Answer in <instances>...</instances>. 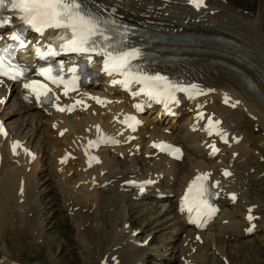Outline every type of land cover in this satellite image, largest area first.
<instances>
[{
  "label": "bare ground",
  "instance_id": "6f19581e",
  "mask_svg": "<svg viewBox=\"0 0 264 264\" xmlns=\"http://www.w3.org/2000/svg\"><path fill=\"white\" fill-rule=\"evenodd\" d=\"M189 4L188 0H89L90 7L104 10L105 15L120 21L119 26L130 33L136 31L145 35L169 37L184 34L222 37L233 41L250 54L249 58H245L226 48L189 44L161 45L153 42L151 36L124 38L123 46L140 51L139 63L142 67L162 71L170 82L180 86L193 83L198 90L209 89L204 96L176 92L179 103L170 104L176 111V117L165 113L160 116L162 109L159 107L148 108L143 115L136 112L135 105L142 102L144 95H133L134 92L128 94L123 91L120 83L114 87L107 85L111 76L108 72H101L98 56L90 64L96 71L90 86L77 92L69 91L67 97L59 95V90L54 89L60 98L58 103L64 105V108H74L71 115L57 111L53 104L40 107L29 89L24 88L26 80L11 85L0 78V89L4 87V95L14 86L16 100L20 105L37 113L49 114L46 119L56 135L48 137L49 142H59V133L63 138V147L52 148L49 153L48 165L53 169L51 175L56 184L54 191L59 190L65 195L66 206L77 214L79 212L75 208L87 204L82 202L84 199L90 203L88 208L94 205L98 212L105 213L102 218L108 230L103 234L100 245L105 241L106 244L98 249L95 264L145 263V244L138 243L133 237V230L116 226L119 223V210L114 209V203L118 198L124 197L123 192L131 191L128 192L131 201L152 194L156 200L160 199L158 195L161 194L165 195L166 200L175 197L165 213L168 219L165 229L173 232L175 239L172 240V236L168 237L162 232L154 240L158 238L160 244L173 247L172 253L177 254L180 264H208L206 230L210 229L212 223L209 225L210 220L206 223L203 219H193L189 224L186 223L189 213L183 207L182 194L190 183L204 173L209 174L206 180L208 185L211 186L212 181L217 180L219 188L213 198L216 209L217 200L220 202L221 199L225 205L241 200L240 191L244 180L239 177L235 168L243 161V152L247 148L244 147L243 136L235 133L230 120L242 114L264 130V0H204V6L199 9ZM116 39L119 41L122 38L117 36ZM152 53L157 55L152 56ZM170 56H175V59L171 60ZM20 96H28L30 101H22ZM73 96L82 99L81 103H73ZM201 109L203 119L198 115ZM152 112L155 116L151 118L149 114ZM128 114L141 121L136 125L135 131L123 123ZM0 117L4 119L5 114L2 113ZM161 117L166 119H159ZM209 119L219 121L216 128L226 134L227 142H223L224 139L215 130L209 134L206 123ZM161 122L166 126L161 128ZM41 133H38L39 138ZM14 137L18 135L11 131L5 139L0 134V210L2 213L6 211L11 202L18 208V212L26 214L20 219L16 233V237L22 239L38 232L36 220L28 214L35 207L33 176L38 168V160L31 158L29 150L21 145L14 153ZM102 138H111L118 143L116 146L112 142L89 146V141H99ZM22 139L18 137L17 141ZM161 142L179 148L180 152L176 155L181 152L192 155L189 157L192 158L189 165L183 169V155L181 160L173 159L168 151L152 146ZM213 144L219 149L215 154L211 150ZM67 153L69 157H66ZM118 154H122L123 158H119ZM93 157L96 159H92ZM138 158L143 169L141 173H133ZM123 167L133 170L132 173L126 175ZM222 170L231 174H221ZM108 173L114 174L115 180L107 176ZM139 180L143 181L136 186ZM105 181L106 189L114 195L111 199L106 196L99 199L96 194L99 184ZM146 181L151 183H145ZM120 186L126 188L122 191ZM231 193L235 195V200L230 196ZM251 203L248 200L240 202L239 213L242 217L247 212L253 215V211H249ZM80 216L87 218V211H82ZM218 216L216 219L219 218L221 227L213 233L212 240L215 244L222 243L223 240L218 235L221 232L246 237L264 222L261 216H252L251 221L246 217L240 223L234 222L229 213ZM249 227H253L251 232L247 231ZM215 247L222 252L221 246ZM155 256L160 260L165 259V254L161 252L155 253ZM173 260L169 259L167 263L173 264ZM244 260L242 258L238 263L246 264ZM225 262L238 264L237 260L229 258L226 253Z\"/></svg>",
  "mask_w": 264,
  "mask_h": 264
},
{
  "label": "rangeland",
  "instance_id": "374dc122",
  "mask_svg": "<svg viewBox=\"0 0 264 264\" xmlns=\"http://www.w3.org/2000/svg\"><path fill=\"white\" fill-rule=\"evenodd\" d=\"M13 87L9 88L5 95L4 87L0 89V116L2 113L5 114L4 119L0 118L9 133L11 131L14 135L17 134L19 138H23L19 145L26 147L30 157L38 160V168L35 176H33L35 180L33 188L35 207L31 212H28L36 220L38 232L28 234L22 239L17 238L16 233L20 219L26 214L18 212V208L13 206L11 202L8 205L9 209L7 208L3 213L0 210V264H95L94 259L98 249L106 244L105 241L100 245L103 241V234L108 230L106 222L102 218L105 213L98 212L94 205L88 208L90 203L84 199L82 202L87 204L84 207L77 206L75 208L79 212L77 214L69 206H66L65 195L59 190L54 191L56 184L51 175L53 169L48 165L49 153L52 148L63 147V138L60 137L59 133L57 134L59 142L48 141V137L56 136L51 125H49V120L46 119L49 118V114L37 113L20 105L16 100ZM20 99L23 101V96H20ZM69 114L71 115L73 112ZM154 116L155 113H152L149 117ZM230 121L233 123L232 127L235 133L243 136L244 147L247 148V151L244 150L243 152V161L235 168L239 177L244 180L240 191L242 197L241 200H238L239 202L235 203V201L231 205H225L221 199L220 202L217 200L216 214L208 223L209 225L212 223V225L210 229L206 230L207 260L208 264H227L225 262L226 253L229 258L237 260V263L244 258L246 264H264V222L260 228L246 237L221 232L218 234L223 240L221 244H215L212 240L213 233L219 231L221 227L219 218L216 219L218 214L221 216L224 213H229L236 223H240L246 217L251 216L248 212L245 217L241 216L239 213L241 201H251L249 211H253L251 212L253 213L252 216L264 218V130L256 122L246 119L242 114L236 115ZM163 126L166 125L161 122L160 127ZM39 132H42L41 138H39ZM18 137H14L12 142L18 140ZM113 145L116 146V144ZM191 156L186 155V153L183 154V169L189 165L192 159L189 157ZM118 157L122 159L123 155L118 154ZM136 165L133 173H141L143 164L140 158L136 160ZM123 169L126 175L133 171L127 167H123ZM107 176L115 180L114 174L108 173ZM106 187V181L99 184L96 190L99 199H102L103 196L108 197V199L114 197L113 193H110ZM125 188V186H120L119 189L123 191ZM128 192H123L124 197L118 198L114 203V209L119 210L117 217L119 223L116 226H124L131 231L133 230V237L137 239L138 243L143 242L145 244L147 253L144 257V264H168L167 261L173 260V258H175L172 261L173 264H180L177 261V254L172 253L173 247L160 244L158 238L154 240L162 232L168 237L172 236V240L175 239L173 232L170 233L169 229H165L168 221L165 213L169 209L170 202H174L175 197L166 200L164 196L156 200L155 195L152 194L143 199L131 201ZM84 210L88 213L87 218L80 216ZM180 238L182 237L180 236ZM215 245L221 246L222 252L217 251ZM157 252L164 253L165 259L156 258L155 253Z\"/></svg>",
  "mask_w": 264,
  "mask_h": 264
},
{
  "label": "snow or ice",
  "instance_id": "6c2138e0",
  "mask_svg": "<svg viewBox=\"0 0 264 264\" xmlns=\"http://www.w3.org/2000/svg\"><path fill=\"white\" fill-rule=\"evenodd\" d=\"M195 8L199 9L204 6V0H188ZM9 11L12 16H5L3 13ZM13 19H18L22 26L28 30L39 34L41 38H47L50 42L46 46V50L41 51L38 47L36 53L41 58L56 56L60 53H75L80 55L87 54V61L91 62L93 54L103 57L104 70L109 75L118 74L123 77V80L113 81L120 83L125 88L131 84H140L142 87L139 92H134L133 95L145 94L150 99L161 100L167 102L179 103L176 100V92L188 93L189 96L203 94L197 89L196 85L183 87L174 84L162 75H147L142 70L133 65V61L137 60L141 53L138 49H126L123 44L124 40H117L116 37L123 36L126 39L127 29L124 33L119 32V25L115 19L104 15V10H97L89 6V0H0V28H4L13 22ZM10 39L17 42L15 45L19 48L27 46L26 38L22 33L14 31ZM10 45H5L0 48V76L16 81L25 77L27 68L15 62L9 52ZM64 65L59 66V70L53 75L51 67L42 68L40 75L44 76L53 85L59 87L64 85L67 95L69 85L72 90L75 89V82L80 78L77 75L78 67L70 66L68 72L72 73V78L69 81L64 79L62 72ZM24 88L30 89L37 100L41 97L48 98L52 89L46 83H41L38 80H31L24 84ZM98 99V98H97ZM79 103V102H77ZM138 111H143V106L135 105ZM59 111H64V108H59ZM71 110V108L69 109ZM199 118L203 119L200 114ZM123 123H126L133 131L136 125L141 121L134 116H128ZM219 121L208 120V131L211 135L213 130L227 142L226 134L216 128ZM99 131V128L97 129ZM0 134L7 135L3 126L0 125ZM101 142L118 143L111 138H102L99 141H89V146H98ZM154 148H159L161 151L179 153V148H173L163 142L152 145ZM19 147V142L13 144V152ZM212 147V153L215 154L219 149ZM87 154V151H86ZM92 159H96L93 157ZM225 175H230L225 170ZM207 173L198 175L189 185L183 197L184 206L189 212L193 206L196 207L198 216L211 217L217 209L209 203V191L205 184L208 179ZM134 183V182H132ZM145 183H151L146 181ZM143 191V186H141ZM235 200V195L232 196ZM248 219L251 221L252 216ZM254 227V226H253ZM253 227H249L247 231L251 232Z\"/></svg>",
  "mask_w": 264,
  "mask_h": 264
}]
</instances>
